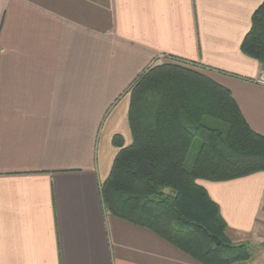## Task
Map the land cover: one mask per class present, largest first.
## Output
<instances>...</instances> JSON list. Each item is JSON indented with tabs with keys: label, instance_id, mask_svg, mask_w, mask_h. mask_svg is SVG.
I'll return each instance as SVG.
<instances>
[{
	"label": "crops",
	"instance_id": "1",
	"mask_svg": "<svg viewBox=\"0 0 264 264\" xmlns=\"http://www.w3.org/2000/svg\"><path fill=\"white\" fill-rule=\"evenodd\" d=\"M263 2L0 0V264H202L107 212L101 185L133 142L130 91L150 67L203 73L264 136V66L241 50ZM198 183L250 247L231 264H264V172Z\"/></svg>",
	"mask_w": 264,
	"mask_h": 264
},
{
	"label": "trees",
	"instance_id": "2",
	"mask_svg": "<svg viewBox=\"0 0 264 264\" xmlns=\"http://www.w3.org/2000/svg\"><path fill=\"white\" fill-rule=\"evenodd\" d=\"M241 50L264 66V2ZM130 93L133 142L119 145L101 185L107 212L149 228L202 264L249 260V245L229 240L219 206L198 181L264 172V136L251 129L227 88L177 62L150 67Z\"/></svg>",
	"mask_w": 264,
	"mask_h": 264
},
{
	"label": "rangeland",
	"instance_id": "3",
	"mask_svg": "<svg viewBox=\"0 0 264 264\" xmlns=\"http://www.w3.org/2000/svg\"><path fill=\"white\" fill-rule=\"evenodd\" d=\"M199 148H200V142L198 140H196L194 142V145L192 147V151H191V154L189 156V161L192 162L193 159L195 158L196 154L198 153L199 151ZM263 232V230H262ZM261 237H262V233H261ZM232 240H234V238H231ZM230 240V239H229ZM262 240L264 241L263 237H262ZM231 241V240H230ZM233 244H236V243H233Z\"/></svg>",
	"mask_w": 264,
	"mask_h": 264
},
{
	"label": "built area",
	"instance_id": "4",
	"mask_svg": "<svg viewBox=\"0 0 264 264\" xmlns=\"http://www.w3.org/2000/svg\"><path fill=\"white\" fill-rule=\"evenodd\" d=\"M255 83L261 85L264 87V72L257 78L255 79ZM262 237L264 239V229H263V232H262Z\"/></svg>",
	"mask_w": 264,
	"mask_h": 264
},
{
	"label": "water",
	"instance_id": "5",
	"mask_svg": "<svg viewBox=\"0 0 264 264\" xmlns=\"http://www.w3.org/2000/svg\"><path fill=\"white\" fill-rule=\"evenodd\" d=\"M212 239L217 243V245H220L221 244V240L216 235H213L212 236Z\"/></svg>",
	"mask_w": 264,
	"mask_h": 264
}]
</instances>
